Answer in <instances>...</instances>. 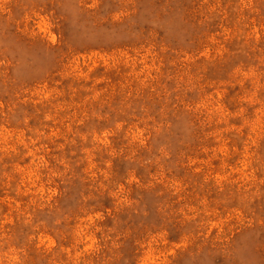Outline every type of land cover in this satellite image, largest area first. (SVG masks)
I'll use <instances>...</instances> for the list:
<instances>
[{
  "label": "rangeland",
  "instance_id": "374dc122",
  "mask_svg": "<svg viewBox=\"0 0 264 264\" xmlns=\"http://www.w3.org/2000/svg\"><path fill=\"white\" fill-rule=\"evenodd\" d=\"M0 264H264V0H0Z\"/></svg>",
  "mask_w": 264,
  "mask_h": 264
}]
</instances>
